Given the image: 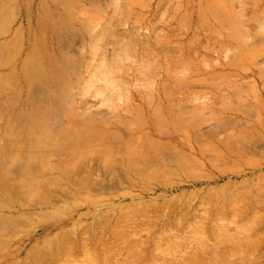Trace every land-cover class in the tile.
Returning a JSON list of instances; mask_svg holds the SVG:
<instances>
[{"label": "rangeland", "instance_id": "obj_1", "mask_svg": "<svg viewBox=\"0 0 264 264\" xmlns=\"http://www.w3.org/2000/svg\"><path fill=\"white\" fill-rule=\"evenodd\" d=\"M0 264H264V0H0Z\"/></svg>", "mask_w": 264, "mask_h": 264}, {"label": "bare ground", "instance_id": "obj_2", "mask_svg": "<svg viewBox=\"0 0 264 264\" xmlns=\"http://www.w3.org/2000/svg\"><path fill=\"white\" fill-rule=\"evenodd\" d=\"M96 50V49H95ZM93 51V50H92ZM93 52H95V51H93ZM102 71H100V73H101ZM95 76V73H93L91 76H90V78H88V79H86L85 80V84H84V86L82 87V90H85V89H87L88 88V86L90 85V81H91V79H92V77H94ZM99 79H102V80H104V78H101V77H99ZM106 83H108L107 81H106Z\"/></svg>", "mask_w": 264, "mask_h": 264}]
</instances>
